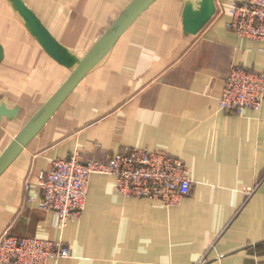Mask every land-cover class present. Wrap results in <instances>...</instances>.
Segmentation results:
<instances>
[{
    "label": "crops",
    "instance_id": "crops-1",
    "mask_svg": "<svg viewBox=\"0 0 264 264\" xmlns=\"http://www.w3.org/2000/svg\"><path fill=\"white\" fill-rule=\"evenodd\" d=\"M140 1L0 0V163ZM228 19L219 0H148L0 171V235L60 238L70 247L71 255L45 264L261 261L264 99L237 114L220 110L218 97L232 64L264 70V41L238 36ZM130 147L179 158L189 192L165 205L125 196L111 174L94 173L81 214L64 227L38 207L34 182L51 159H100Z\"/></svg>",
    "mask_w": 264,
    "mask_h": 264
},
{
    "label": "built area",
    "instance_id": "built-area-1",
    "mask_svg": "<svg viewBox=\"0 0 264 264\" xmlns=\"http://www.w3.org/2000/svg\"><path fill=\"white\" fill-rule=\"evenodd\" d=\"M229 14L228 29L238 36L264 41V0H219ZM264 99V70L232 64L218 97L220 110L244 114L260 108ZM94 173L111 174L114 189L125 196L159 199L171 205L189 192L188 168L177 157L142 147L119 150L104 158L80 159L76 154L53 158L50 167L37 176L41 191L38 207L51 211L53 224L64 227L77 218L85 205L89 179ZM25 188L32 187L26 181ZM33 191L30 199L35 197ZM71 249L60 238L0 235V264H45L51 257H67ZM203 255L190 264H204ZM257 264H264V258Z\"/></svg>",
    "mask_w": 264,
    "mask_h": 264
},
{
    "label": "water",
    "instance_id": "water-1",
    "mask_svg": "<svg viewBox=\"0 0 264 264\" xmlns=\"http://www.w3.org/2000/svg\"><path fill=\"white\" fill-rule=\"evenodd\" d=\"M148 0H141L126 16H124L119 24L116 26L112 34L110 35L107 44L105 47H103L101 50H99L97 53H95L90 61H88L85 65H83L80 69H78L71 77L66 81V83L63 85V87L56 93L55 96H53L40 110L37 117L31 121L29 125H27L23 131L16 137L15 144L13 145L11 151L7 154V156L4 158V160L0 163V171L6 164L9 157L12 155L14 150L24 141L25 138L28 137V135L34 130L35 127L38 126V124L43 120L44 116L46 115L50 105L52 102L59 96L61 93H63L71 84L74 83V81L78 78V76L82 73L83 70L88 68L92 63H94L96 60H98L101 56H103L111 44L114 42L120 31L123 29V27L126 25V23L132 18L134 14H136L139 9L147 2Z\"/></svg>",
    "mask_w": 264,
    "mask_h": 264
},
{
    "label": "rangeland",
    "instance_id": "rangeland-1",
    "mask_svg": "<svg viewBox=\"0 0 264 264\" xmlns=\"http://www.w3.org/2000/svg\"><path fill=\"white\" fill-rule=\"evenodd\" d=\"M63 241V240H62ZM64 242V241H63ZM65 243V242H64ZM66 244V243H65ZM67 245V244H66ZM69 247V246H68ZM70 248V247H69Z\"/></svg>",
    "mask_w": 264,
    "mask_h": 264
}]
</instances>
